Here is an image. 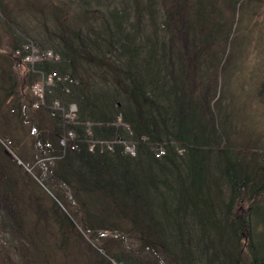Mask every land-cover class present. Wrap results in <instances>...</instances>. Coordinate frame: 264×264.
<instances>
[{
	"label": "trees",
	"instance_id": "1",
	"mask_svg": "<svg viewBox=\"0 0 264 264\" xmlns=\"http://www.w3.org/2000/svg\"><path fill=\"white\" fill-rule=\"evenodd\" d=\"M251 1L0 0V140L17 156L0 142V264H264V158L233 143L222 104ZM27 40L75 81L47 97L75 123L34 109L38 78L11 57Z\"/></svg>",
	"mask_w": 264,
	"mask_h": 264
},
{
	"label": "rangeland",
	"instance_id": "2",
	"mask_svg": "<svg viewBox=\"0 0 264 264\" xmlns=\"http://www.w3.org/2000/svg\"><path fill=\"white\" fill-rule=\"evenodd\" d=\"M226 15L231 16L229 11ZM236 17L230 36L233 59L223 75L222 104L230 110L233 143L240 144L237 138L244 133L250 148L264 158V0L238 5Z\"/></svg>",
	"mask_w": 264,
	"mask_h": 264
},
{
	"label": "bare ground",
	"instance_id": "3",
	"mask_svg": "<svg viewBox=\"0 0 264 264\" xmlns=\"http://www.w3.org/2000/svg\"><path fill=\"white\" fill-rule=\"evenodd\" d=\"M60 3L64 0H57ZM88 32V30L83 27L81 29V33ZM231 38L228 40V45L231 43ZM0 53L6 54L7 51H4L3 49H0ZM41 56H44L47 61H59V55H57L53 50H47V51H41L39 48H37L33 42L30 40H27L19 49L17 52L11 54V57L14 59L15 64L21 66V72H26L29 69H33V73L36 74L38 81L35 82L30 89L31 95L33 98H35V103L33 105L34 109H39L41 107H44L51 112V117H55L58 113L63 119L70 120L73 123L76 121V115H77V108L75 104H63L60 99H52L47 103V97L52 95L53 90L57 87H59L63 92L68 93L69 92V85H71L72 82H75L73 79H71L69 76H65L63 81H60L61 79L55 74V73H46L44 69L37 68L36 65L39 62H42ZM227 53L224 57L226 59ZM67 81V82H66ZM62 83L61 85H59ZM63 121V120H62ZM118 123V124H117ZM115 123L116 126L120 124V119L118 122ZM63 125H66L63 121ZM110 125V124H107ZM89 126L87 125L86 132L89 133ZM128 129V128H127ZM1 144L7 149L8 153L13 157L17 158L14 151L10 149L9 142H5L3 140H0ZM84 139H78L73 130L64 129L63 134L59 140V145L63 148H69L71 151H75L79 149L80 144H84ZM112 145L109 146V150H111ZM49 147V145L47 146ZM153 154L156 159L163 157L164 155H169L165 152V148L162 144V148H156L152 145ZM133 146L125 145V150L132 149ZM21 162H19L20 164Z\"/></svg>",
	"mask_w": 264,
	"mask_h": 264
}]
</instances>
